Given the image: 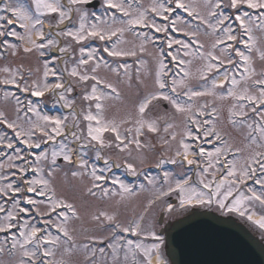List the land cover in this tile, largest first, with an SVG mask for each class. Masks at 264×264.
<instances>
[{
	"label": "snow or ice",
	"instance_id": "obj_1",
	"mask_svg": "<svg viewBox=\"0 0 264 264\" xmlns=\"http://www.w3.org/2000/svg\"><path fill=\"white\" fill-rule=\"evenodd\" d=\"M88 3L89 0H32L27 7L8 5L5 10L11 16L0 15V21L4 22L0 23V37L11 36L20 42L0 40L4 51H10L13 56L21 51L25 55L38 53L39 57L45 56V49L71 53L77 67L69 76L78 78L76 82L83 85L92 82L90 91L86 90L82 96L90 102L83 114V120L88 122L86 135L76 112L70 113V125L67 116L41 115L28 101L21 116L19 97L4 93L5 102L10 96L15 100L17 115L15 120H9L5 111H0V124L15 135V140L0 135V145L12 153L0 151V157L6 158L0 160V181H8L0 185V233L5 234L0 240V264H96L97 249L87 243L77 244L74 224L82 219V212L98 228L110 232L112 242L107 247L111 249L112 264H129V253L140 257L133 264H153L154 256L156 264H166L162 253L164 237L157 230L158 223L153 221L145 227L143 222L158 201L171 195L176 196L178 203L162 205V211L169 215L193 206L215 205L222 214L246 218L264 237V215L255 217L248 207L254 202L264 206V0H150L147 6L141 0H104L106 18L92 13L91 23L83 7ZM224 8L234 10V14H226ZM241 8L252 12H241ZM176 10H182L190 20L173 17ZM74 16L79 21L78 27L70 26L76 23ZM14 23L23 32L16 31ZM175 34L186 39H178ZM60 38H70L71 42L60 46ZM90 39L103 43L102 52L113 58L116 66L99 54L100 48L82 46ZM73 44L79 46L78 58ZM126 58H135L134 73L130 71L132 65L120 62ZM42 67L43 78L34 79L31 84L20 75L23 65L16 71L4 67L0 71L9 74V78L0 83L14 85L35 97L51 93L64 101V107L72 109L75 101L68 100L65 94L72 93L74 87L57 76L48 60ZM80 68L83 71H78ZM49 75L57 77V81L48 83ZM194 81L210 82L211 86ZM130 93L135 97L130 107H123L109 118L106 114L114 107L113 102L123 105ZM181 96L186 100L181 102ZM203 97H212L213 101L200 103ZM216 100L232 101L227 119L233 130L239 129L243 137L240 144L234 142L227 128L217 127L221 109ZM29 113L36 119H31ZM250 114L251 123L247 122ZM205 116L210 118L198 119ZM178 117L183 125L179 140L175 131L179 127L175 123ZM161 130L162 145L170 149L171 142H176L178 146L174 156L158 160L155 166L195 165L202 188L195 186L191 176L175 179L168 171L163 173L160 187H156V178L145 176L151 187L141 184L139 189L103 174L111 172L113 167L104 150L114 148L119 154H126L122 164L114 166H123L132 175H140L137 164L130 158L136 152L139 163H145V150L154 151L156 146L142 138L160 134ZM105 133L111 136L105 137ZM58 137L61 138L59 150L50 154L45 150L38 154L32 151L41 149L42 144L56 142ZM69 138L74 147L65 142ZM188 139L194 145L186 142ZM17 143L24 148L17 147ZM204 143L220 146L207 151ZM89 147L94 150L96 160L103 159L104 168L98 169L84 158L87 152L83 150ZM57 157H62L69 166L67 171L58 164ZM61 172L66 180L70 176L80 182L79 205L58 191L56 177ZM109 179L114 187L104 186ZM248 181L259 185L260 190L248 186ZM138 191L151 193L139 212L130 208ZM89 197L103 201L105 207L90 211ZM9 203L11 207H7ZM38 218L39 226L33 222ZM121 234L144 236L153 242L148 247L131 239L121 244L125 240ZM86 239L103 240L95 235ZM125 248L121 260L119 251ZM98 251L103 254L105 249ZM77 254H82L83 259L74 261Z\"/></svg>",
	"mask_w": 264,
	"mask_h": 264
},
{
	"label": "rangeland",
	"instance_id": "obj_2",
	"mask_svg": "<svg viewBox=\"0 0 264 264\" xmlns=\"http://www.w3.org/2000/svg\"><path fill=\"white\" fill-rule=\"evenodd\" d=\"M10 1H12V0H10ZM12 2L14 5L23 4L24 6H26L25 5L26 2H27V6H30L32 4V0H31V2L29 0L28 1L26 0V2H25V0H13ZM141 2L145 6H147L150 3V0H141ZM83 7L89 13L88 23L92 22V17H91L92 13H95L97 16L105 17L106 10H105V6H104V0H100V5L96 9L86 8L85 6H83ZM0 9H1V5H0ZM240 11L241 12L249 11L250 13L252 12V10L246 9V8H241ZM224 12L226 14H229V15L234 14L233 13L234 11L229 10L228 8H224ZM109 14H110V11H109ZM0 15H2L1 12H0ZM117 16H119V13H117ZM173 17H180L185 21L190 20V18L187 17L186 13H183L182 10H176V12L173 13ZM73 19L76 21V23L74 25H70V26L78 27V24H79L78 19L75 16L73 17ZM157 22L163 23L159 19H157ZM0 23H2V22L0 21ZM191 23L194 24L196 22L191 21ZM18 28L15 30L19 31V32H23V31H21V29H18ZM142 30L148 31V29H142ZM201 31H203V26H201ZM159 35H161V39H163L162 34H159ZM175 35H176V38H178V39H186V37H184L181 34H175ZM90 40H92V39H90ZM87 41H85L84 44L87 43ZM70 42H71L70 38H65V42L63 43V45L65 43H70ZM11 43H13V42H11ZM103 46L104 45L102 42L96 40L94 45L89 44L85 48L86 49L87 48H100L101 52L99 54L104 55L105 59L108 60L109 63L113 64V66H116V62L113 60V58L108 57L106 54H104L102 52ZM160 46H163V45L161 44ZM73 48L75 49V56L78 58L79 57V46L73 44ZM2 50H3V52L0 50V53H3V55H0V69H2L4 67H9L11 70L16 71L19 68V66L23 65V71L20 73V75H23L24 80L27 81L29 84H31L32 80H34V79H37V78L42 79L43 78L42 77L43 62L45 60H48L49 61V67L54 69L56 71V73L60 74V75H58V77H60V79L63 82H65L66 84H71V86L74 87V91L72 93H70V94L66 93L65 95H66L68 100L75 101V104H74L72 109H69V108L64 107V101H60L58 99V96H54L51 93H46L44 97H35V96L30 95V93L21 92L14 85H10V84L5 85V84L0 83V111H5L9 120H15L16 119L17 113L15 111V107L17 105H16L15 100L12 99L11 96L9 97L7 102H5V100H4V93L8 92L10 94H15V96L19 97V99L21 101V104L19 105V107L22 110L20 113L21 116H23V113L26 110L25 106L27 105L28 101L32 102L33 106L36 107V109L39 111V113L41 115H46L49 117H61V118L67 116L69 119L70 125L72 122V117H71L70 113L76 112L79 116V123H80L81 129H83V134L86 135L88 122L83 120V114L88 111L90 102L83 100L82 96L86 90L90 91L89 85L92 82L89 81L88 85H83L81 83L76 82L78 78H73V77L69 76L68 73L73 68L77 67L76 59L72 57L71 53H69L67 55L58 53L56 56V55L51 54L49 52V49H45L44 51L46 54L44 57H39L38 53H33L31 55H25L22 51L18 55L13 56V55H11L10 51H4V49H2ZM55 57H59V59H54ZM59 60H60V62H59ZM134 60H135V58H126L125 60L120 61V62H127L128 64L132 65V68L130 69V71L134 73L135 69L137 67V65L134 63ZM167 62L168 61H166V63ZM170 67H171V65H170ZM257 67L259 68V61H257ZM38 68L40 69L39 72L36 71V69H38ZM29 70H31L32 75H29ZM63 70L65 71L64 75H62ZM78 71H83V68L78 69ZM103 74H104V72H101V75H103ZM5 78H9V74L0 71V81H2ZM179 78L180 77H177V79H179ZM17 80H18V82L21 83V87H23L24 86L23 82L19 80V76H17ZM56 81H57V77H53V76L49 75V77L47 78L48 83H55ZM193 83H197L198 85H203L205 87L211 86L210 82L208 84H204L203 81H194ZM221 91H223V90H221ZM134 98H135L134 95H132L130 93V94H128V98L126 99V101L124 102L123 105L120 104L119 102H113L114 107H112L106 115L109 118H111L113 115H117L118 113H120V110L123 107H125V106L130 107L131 100ZM180 100H181V102H183L186 100V97L181 96ZM205 100H207L211 103L213 101V98L212 97H203V98H200L199 102L203 103ZM215 103L221 109L220 115L218 118L217 127L218 128H227L230 132H232L234 142L237 144H240L241 141L243 140V137H242V135H240L239 129L233 130L232 126L228 123V119H227L228 115H229L228 106L230 105V103H232V101L231 100H225V101L216 100ZM92 111L95 112L94 104L92 105ZM28 115L31 119H33V120L36 119V117L32 113H29ZM208 118H210V117H207V116L198 117V119H201V120L202 119H208ZM247 122H249V123L252 122L251 114H250ZM175 123L177 125H179V127H177L175 129V131L178 133L177 140H179L181 138L179 133L183 130V125L181 124V119L179 117L175 120ZM193 130L195 131V129H193ZM5 134L7 135L8 138L15 140V135H14L13 130L8 129L3 124H0V135H5ZM163 135H164V133L161 130L160 134H148L146 137L142 138V139H145V138L148 139L151 143L155 144V146H156L154 151L149 152V151L145 150V163L140 164L139 158L137 157L136 152H133V156L130 159L137 164L138 172L141 173L140 175L137 176L138 180H137V178L133 179L134 175H132L123 166L118 167V168L114 166L116 163L122 164L123 158L126 157V154H123V155L119 154L117 152V150H115L114 148L105 149L104 155L109 156L111 158L112 163H113L112 171L110 172L108 177L109 178L116 177V178L120 179L121 181H123L125 184H128L131 187H134V189H139V186L141 184H144L146 187H151V186L147 185V180H145V176H148L150 178L154 177V178H156V187L157 188L160 187L162 182H160V180H159V177H160L159 172H163V170L159 171L158 169H155L156 162L160 159H167L170 156H174L175 150L178 146L176 142H171V148L170 149L168 148V146L162 145L159 137L163 136ZM37 136H39V133H37ZM110 136H111V134L105 133V137H110ZM209 139H213V138L210 137ZM60 141H61V138L58 137L56 142H49L48 144H42L41 149H39V152L42 150H45V151H48L50 154L51 151H53V150H59ZM65 142L69 143V146H73V147L75 146L72 143L71 138H69L68 141H65ZM186 142H188L190 145H194V142L190 139H188ZM16 146L24 148V146L19 144V143H17ZM203 146L205 147V149L207 151H214V147L220 146V145H219V143H216L215 145L209 144V143H204ZM0 151H5V152H8L9 154H12L11 150L3 148L2 145H0ZM83 151L87 152V155L84 158L89 161L90 165L94 164L98 169L104 168L103 159L96 160L95 159V152L91 147L84 149ZM80 154L83 155V152H81ZM59 158H60V161L58 160ZM231 158L232 157L229 156V159H231ZM0 160H6V158L0 157ZM57 162L61 166L62 169H64L65 171L68 170L69 166H66L64 164L62 157H57ZM17 163H19V162H17ZM162 166L164 167V172L168 171V172L172 173V175L175 179H180L185 175L192 176V170L190 169L191 166H187L186 164L183 167H181L180 164L174 165L171 163H165ZM147 171L149 172L148 175L146 173ZM197 171H199L198 168H196V170L193 172L194 177L192 178V180L194 182H196L195 186L197 188H202V186L199 185V183H198V178L196 176ZM4 172H5V174H8L7 169H5ZM31 175L32 174L29 175V178L31 177ZM7 182L8 181H0V185L6 184ZM100 183L104 184L103 181H101ZM56 185H57L59 192H63L65 195L68 196V198L70 200L74 199L78 205L80 204L81 185H80L79 181L72 180L70 176L66 180L63 172H61L56 177ZM104 186L105 187H114L111 185L110 182L108 184H104ZM249 186L256 188L257 191L260 190V186L259 185L255 186L254 183H252ZM165 188H166V186H165ZM243 190L246 193L245 188ZM150 195H151V193L148 191H138L137 196L133 199L132 204L130 205V208L134 207L137 212L141 211L142 205L146 203V200L148 197H150ZM233 195L235 196L236 193H234ZM87 199H88V204L90 205V209H89L90 211H95L97 208L105 207L104 202L97 199V198L89 197ZM0 202H2V200H0ZM164 202H169V203H174V204L178 203L175 195H171V196L164 198V201H158L157 205L154 207L152 212L146 216V219L144 221L145 227H147L153 221H155L157 223V217H158L159 213L163 212L162 211V205ZM24 206L29 207L28 205H24ZM7 207H11V203H9L7 205ZM248 207H249L251 212L255 213V217H259L261 215H264V213H261V212H264V206L259 205L258 202H254L253 204L248 205ZM254 207H258V209H260L261 212L259 210H256V208H254ZM212 208L217 210L215 205H213ZM131 214H132L131 211H129L128 215H131ZM164 214L167 215V213H165V212H164ZM0 215H2V214H0ZM25 219H30V217H25ZM33 222L37 223L39 226V218L37 219V221H33ZM74 226L77 229V232H76L77 244L82 245V244L87 243V244H90V246L93 247L94 249H97L96 256L94 258L96 260V264H112L111 249H109L107 247V245L112 242L110 239V235H111L110 232L107 231L106 229L98 228L93 222L90 221L89 216L83 212H82V219L80 221H76ZM253 227L261 234L260 230L255 225H253ZM158 229H159V227H158ZM53 232L55 234L54 230H53ZM88 235H95L97 237L103 238V240L101 242L100 240L92 241V240L86 239V236H88ZM4 236H5L4 233H0V240H2L4 238ZM133 241L134 242H140L145 247L150 246L151 243L153 242L150 238H145L144 236H139V237H137V239H134ZM99 248H104L105 252L103 254L100 253L98 251ZM126 250L127 249L125 248V249L119 251V255H120L121 260H123L124 252ZM57 259H59V257H57ZM82 259H83L82 254H77L76 256L73 257L74 261H78V260H82ZM134 259L138 260V259H140V257L139 256L136 258L131 257V253H129V264L133 263Z\"/></svg>",
	"mask_w": 264,
	"mask_h": 264
},
{
	"label": "water",
	"instance_id": "obj_3",
	"mask_svg": "<svg viewBox=\"0 0 264 264\" xmlns=\"http://www.w3.org/2000/svg\"><path fill=\"white\" fill-rule=\"evenodd\" d=\"M98 0L89 1L95 7ZM170 264H264V244L232 216L195 208L164 230Z\"/></svg>",
	"mask_w": 264,
	"mask_h": 264
},
{
	"label": "flooded vegetation",
	"instance_id": "obj_4",
	"mask_svg": "<svg viewBox=\"0 0 264 264\" xmlns=\"http://www.w3.org/2000/svg\"><path fill=\"white\" fill-rule=\"evenodd\" d=\"M19 26L18 25H14V28L15 29H17ZM18 29H20V27L18 28ZM22 30V29H21ZM62 42H63V39H62ZM69 54V53H68ZM256 208H258V207H256ZM185 210H178L175 214H172V215H169V214H167V215H165V214H163V217H162V223H161V225L162 226H167L168 225V223L176 216V215H181V214H183V212H184ZM146 219V218H145ZM144 223V222H143ZM252 229V228H251ZM159 230V229H158ZM253 231H255V232H257L256 231V229H253ZM138 236H136V238H137ZM262 240H263V242H264V237H262ZM123 250V249H122ZM122 253V252H121ZM131 257H134L133 255H132V253H131ZM136 257H138V256H135V258ZM165 260V259H164ZM166 261V260H165ZM131 264H133V263H131Z\"/></svg>",
	"mask_w": 264,
	"mask_h": 264
},
{
	"label": "bare ground",
	"instance_id": "obj_5",
	"mask_svg": "<svg viewBox=\"0 0 264 264\" xmlns=\"http://www.w3.org/2000/svg\"><path fill=\"white\" fill-rule=\"evenodd\" d=\"M153 263L156 264V259L155 256L153 257Z\"/></svg>",
	"mask_w": 264,
	"mask_h": 264
}]
</instances>
